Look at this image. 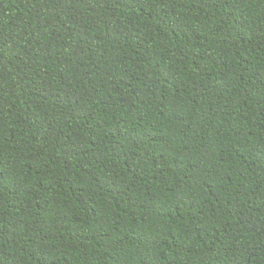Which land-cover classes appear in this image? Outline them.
<instances>
[{
	"label": "trees",
	"instance_id": "obj_1",
	"mask_svg": "<svg viewBox=\"0 0 264 264\" xmlns=\"http://www.w3.org/2000/svg\"><path fill=\"white\" fill-rule=\"evenodd\" d=\"M0 264H264V0H0Z\"/></svg>",
	"mask_w": 264,
	"mask_h": 264
}]
</instances>
